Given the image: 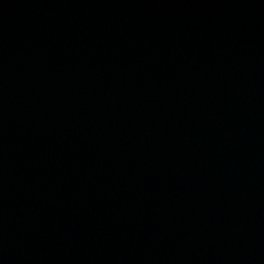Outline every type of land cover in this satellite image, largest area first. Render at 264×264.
Here are the masks:
<instances>
[{"label":"water","instance_id":"95a60500","mask_svg":"<svg viewBox=\"0 0 264 264\" xmlns=\"http://www.w3.org/2000/svg\"><path fill=\"white\" fill-rule=\"evenodd\" d=\"M0 264H264V0H0Z\"/></svg>","mask_w":264,"mask_h":264}]
</instances>
